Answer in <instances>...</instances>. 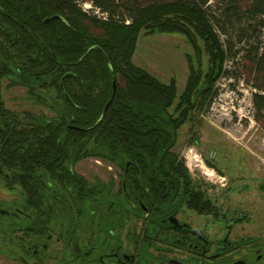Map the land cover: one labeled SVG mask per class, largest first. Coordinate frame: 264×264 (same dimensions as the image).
Listing matches in <instances>:
<instances>
[{
	"label": "trees",
	"instance_id": "16d2710c",
	"mask_svg": "<svg viewBox=\"0 0 264 264\" xmlns=\"http://www.w3.org/2000/svg\"><path fill=\"white\" fill-rule=\"evenodd\" d=\"M87 1L106 18L88 13L79 0H0L1 21L6 23L10 15L19 79L25 78L26 67L32 70L31 78L45 76L49 84L63 74L71 104L64 101L62 123L77 128L63 129L61 146H45L49 139L39 135L55 133L54 127L25 125L18 114L10 113V157L4 158L10 171L18 172L16 180H24L29 158L40 163L41 155L25 150H80L86 148L82 143L93 140L95 151H122L137 164L169 166L172 181L187 182L184 162L173 152L178 129L215 96L226 60L237 53L231 51L232 37L238 39L242 66L255 76L252 103L263 117L264 0ZM53 16L58 18L43 22ZM154 34H180L194 49L196 64L187 56L189 75L179 95L173 78L162 83L132 61L138 37ZM35 52L43 60L29 56ZM201 54L207 57L205 71L198 66ZM0 133L4 138L9 131ZM75 134L91 137L75 139Z\"/></svg>",
	"mask_w": 264,
	"mask_h": 264
},
{
	"label": "flooded vegetation",
	"instance_id": "af4514ba",
	"mask_svg": "<svg viewBox=\"0 0 264 264\" xmlns=\"http://www.w3.org/2000/svg\"><path fill=\"white\" fill-rule=\"evenodd\" d=\"M7 17L5 23L0 16V131H9L4 138L0 133V182L13 198L0 203V264H264V239L233 237L242 217L209 196L216 184L172 181L169 166L137 164L122 151H95L93 140L80 150L23 151L41 159L35 164L29 158L24 180H16L18 172L4 158L10 157V113L25 125L54 127L55 133L39 135L49 139L45 146H61L63 129L77 128L62 123L64 101L71 104L63 74L49 84L45 76L31 78L26 67L19 79ZM37 55L29 53L43 60ZM10 87L25 89L51 115L10 110Z\"/></svg>",
	"mask_w": 264,
	"mask_h": 264
},
{
	"label": "rangeland",
	"instance_id": "374dc122",
	"mask_svg": "<svg viewBox=\"0 0 264 264\" xmlns=\"http://www.w3.org/2000/svg\"><path fill=\"white\" fill-rule=\"evenodd\" d=\"M79 1L81 8L91 7L89 1ZM88 13L93 14L90 10ZM90 29L95 35L101 32ZM218 35L224 43L225 37ZM237 40L231 39V51L237 53L226 60V74L216 81L215 96L180 126L173 151L185 163L191 180L216 184L208 189L209 196L216 197L223 209L233 211L235 218L245 219L234 225L233 237L259 241L264 239V113L261 117L253 106L251 84L255 76L242 66ZM194 55V49L180 34L140 35L132 61L162 83L173 78L179 95L189 75L187 56L196 64ZM198 66L206 70V55H200ZM37 100L22 87H10L5 105L14 112L51 115ZM192 155L201 161L194 162ZM90 164L106 165L100 161ZM12 198L0 182V203Z\"/></svg>",
	"mask_w": 264,
	"mask_h": 264
},
{
	"label": "built area",
	"instance_id": "2783aa9c",
	"mask_svg": "<svg viewBox=\"0 0 264 264\" xmlns=\"http://www.w3.org/2000/svg\"><path fill=\"white\" fill-rule=\"evenodd\" d=\"M84 6H85L84 10H86V11H87V10H90L93 14L97 15L98 18H102V19H105V18H106V14L99 12L98 9H95V8H93L92 6H91V7H88V6H86V5H84ZM191 157H192V159H193L194 162H199V161H201V160H199L198 158H196L195 155H192ZM185 159H187L188 162L190 161V160L187 158V156H185Z\"/></svg>",
	"mask_w": 264,
	"mask_h": 264
},
{
	"label": "water",
	"instance_id": "95a60500",
	"mask_svg": "<svg viewBox=\"0 0 264 264\" xmlns=\"http://www.w3.org/2000/svg\"><path fill=\"white\" fill-rule=\"evenodd\" d=\"M56 18H58V16H53V17L49 18L48 20H52V19H56ZM112 87H113V92H114V88H115L114 83L112 84ZM106 107H107V105L105 106L103 112L105 111Z\"/></svg>",
	"mask_w": 264,
	"mask_h": 264
}]
</instances>
